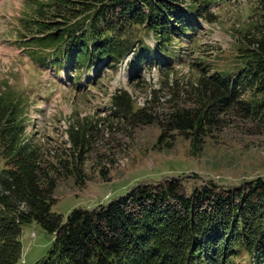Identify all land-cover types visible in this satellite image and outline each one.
Masks as SVG:
<instances>
[{"label": "trees", "instance_id": "obj_1", "mask_svg": "<svg viewBox=\"0 0 264 264\" xmlns=\"http://www.w3.org/2000/svg\"><path fill=\"white\" fill-rule=\"evenodd\" d=\"M224 1L32 0L22 43L41 65L91 67L104 60L115 67L131 53L138 68L159 63L167 80L173 74L167 93L151 89L142 105L120 88L110 98L112 117L77 116L65 128L67 138L49 146L26 131L27 94L0 90V264L19 259L21 227L31 222L53 235L36 264H264V175L232 188L210 181L189 192L180 179L164 178L134 185L106 204L73 208L65 219L52 210L60 179L84 185V165L114 119L156 122L196 151L229 117L264 123V0H251L249 19L233 24L232 64L193 52L187 77L169 66L171 44L189 37L198 45L200 22L214 23L211 9ZM96 156L104 178L107 169Z\"/></svg>", "mask_w": 264, "mask_h": 264}, {"label": "rangeland", "instance_id": "obj_2", "mask_svg": "<svg viewBox=\"0 0 264 264\" xmlns=\"http://www.w3.org/2000/svg\"><path fill=\"white\" fill-rule=\"evenodd\" d=\"M253 3L226 0L214 6L211 10L218 16L216 21H201L195 31L198 45L191 46L189 37H183L181 44H171L175 57L169 66L177 70L178 76L187 77L192 74L188 60L193 52L207 56L209 62L232 64V26L239 27L249 19ZM32 8V0H0V90L27 94L26 131L34 132L39 142L49 146L56 140H65V128L77 116L112 117L110 98L120 88L126 89L137 105L145 102L151 89L163 88L162 92L167 93L164 86L173 72L167 80L165 68L159 63L138 68L131 53L115 67L103 63L104 60L91 67L76 68L67 63L57 69L41 65L34 60L33 47L22 43L27 32L22 22ZM142 37L153 46L150 34L142 33ZM79 73L81 76L76 79ZM163 93L160 101L164 99ZM112 128L93 146L91 159L84 165L87 179L83 186L75 185L71 177L57 182L52 210L63 219L73 208L106 204L140 183L175 177L189 192L193 186L210 181L232 188L264 175V123L240 122L229 117L223 126L211 129L198 151L180 134L175 133L172 138L165 135L156 122L133 124L114 119ZM96 155L102 157L107 169L104 178L98 165L101 160ZM2 168L0 157V173ZM52 240L53 235L36 222L23 224L21 255L15 264H36L47 253Z\"/></svg>", "mask_w": 264, "mask_h": 264}]
</instances>
